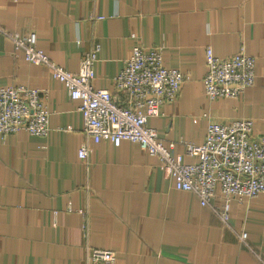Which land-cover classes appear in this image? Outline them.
<instances>
[{"label":"crops","instance_id":"1","mask_svg":"<svg viewBox=\"0 0 264 264\" xmlns=\"http://www.w3.org/2000/svg\"><path fill=\"white\" fill-rule=\"evenodd\" d=\"M0 26L35 33L37 48L70 72L98 45L92 86L120 105L113 79L123 61L134 46H160L163 65L184 79L147 125L164 144L176 142V154H184L181 142L202 144L209 122L246 117L264 131V0H0ZM241 46L255 58L253 85L239 98L210 101L206 48L225 59ZM20 85L47 92L49 132L0 134V264H86L87 248L114 251V264L264 261V194L231 203L230 230L195 195L177 190L138 144L86 140L79 101L3 39L0 88ZM240 231L251 250L240 244Z\"/></svg>","mask_w":264,"mask_h":264},{"label":"built area","instance_id":"2","mask_svg":"<svg viewBox=\"0 0 264 264\" xmlns=\"http://www.w3.org/2000/svg\"><path fill=\"white\" fill-rule=\"evenodd\" d=\"M3 39L22 52L29 64L47 68L64 85L68 97L79 101L86 140H109L114 146L123 140L138 144L158 158L165 178L177 190L195 195L200 206L210 209L230 230L234 231L231 203H248L264 194V131L256 132L251 118L209 122L202 144L181 142L184 154H176V142L164 144L156 130L147 125L150 117L162 114L164 104L176 99L184 79L181 71L163 65L160 46L148 50L134 46L123 61L113 79L115 91L124 98L120 105L114 94L92 86L98 45L82 54L77 72H70L37 48L35 33L22 35L0 26V41ZM205 62L203 85L210 101L239 98L254 83L255 58L247 55L242 46L237 54L225 59L208 47ZM46 96V91L23 85L0 88V134L23 130L31 136L46 137L50 117ZM87 155L85 144H81L78 157L85 160ZM184 155L195 161L184 162ZM235 234L240 244L251 250L247 234ZM115 260L114 251L87 248L86 264H114ZM257 264L264 261L258 257Z\"/></svg>","mask_w":264,"mask_h":264}]
</instances>
